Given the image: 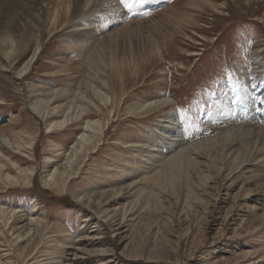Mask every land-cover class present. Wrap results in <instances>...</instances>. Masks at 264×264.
<instances>
[{
  "label": "rangeland",
  "instance_id": "obj_1",
  "mask_svg": "<svg viewBox=\"0 0 264 264\" xmlns=\"http://www.w3.org/2000/svg\"><path fill=\"white\" fill-rule=\"evenodd\" d=\"M173 1L147 0L130 13L121 7L122 20L98 26L106 39H114L125 21L133 26L140 22L132 41L138 44L150 38L161 45L158 51L146 53H140L136 45V68L126 66L123 93L119 92L117 76H111L117 102L120 98L117 121L112 122L114 109L110 106L100 114L92 113V118L102 122L107 119L109 128L99 150L86 157L79 174L62 191L42 184L50 169L43 163V156L67 153L79 135L80 125L48 133L46 121L26 107L29 94L25 86H43L65 78H72L68 82L71 85L84 71V63L77 61L78 49L68 42L63 44L62 35L52 37L44 24L40 37L34 30L28 52L9 62L12 69L3 70L0 64V128L9 130L15 123L16 129L26 125L36 137L30 158L19 153L12 159L19 168L34 170L33 184H0V205L15 209L16 216L24 219L34 202L46 217L48 233L39 253V259L45 260L32 258L26 264H69L75 262L74 248L80 249L82 257L77 264H264V156L254 161L258 152L251 153V148L246 164L227 175L224 166L220 172L206 168V145L194 143L220 139L224 134L231 136L227 139L230 142L239 133L237 128H254L264 120V0L199 1L191 6L189 17V0H178L172 8L186 14L185 24L180 27L163 19V12ZM99 9L96 14L103 12ZM89 14H82L81 21L87 22ZM62 27L60 34H71L79 28L71 23ZM36 41L44 47L39 59L27 77L15 78L16 69ZM3 50L1 62L6 60ZM114 50L117 59L126 52L121 46ZM47 65H59L58 70L66 65L73 69L69 68L70 77H56L48 73ZM243 89H247L248 96H259L258 101L245 104L240 94ZM162 96L173 101L147 113L133 111L138 103ZM234 100L236 103H232ZM240 106L243 115L237 113ZM166 117H177L179 129L165 128L169 125ZM173 131L181 138L178 143L184 141L181 147L170 140ZM220 146L210 153H217ZM172 150L196 158L198 166L186 170V165L177 169L167 165ZM6 168L11 173L16 170L13 165ZM158 171L167 174L159 176ZM111 190H119L115 222L122 217L124 223L117 234L100 212L105 206L93 202L88 207L77 199L95 193L93 199L105 201L112 195ZM101 191L110 193L102 197ZM122 210H127L124 217ZM21 225L16 222L17 228ZM6 228V234H0L1 262L12 256L15 237ZM106 249L112 251L103 252ZM45 253L61 258L57 263Z\"/></svg>",
  "mask_w": 264,
  "mask_h": 264
},
{
  "label": "bare ground",
  "instance_id": "obj_2",
  "mask_svg": "<svg viewBox=\"0 0 264 264\" xmlns=\"http://www.w3.org/2000/svg\"><path fill=\"white\" fill-rule=\"evenodd\" d=\"M177 1L178 0H174L171 3V7L166 8V12H163V14H165L163 19L168 22L172 21L173 24H175L174 27L183 26L186 21L185 13L175 12L172 8ZM199 1H202L203 4L206 3V0H189L190 6L186 9L188 17L190 16L191 6L200 3ZM43 2H46L45 6ZM117 3L115 0H0V51L4 48L2 53L7 60H5V62L0 61L3 70L12 69L8 66L9 62L28 52L30 44L34 41V30L37 29L40 37L41 33L44 32L42 29L44 24H47L48 32L51 33L52 37L56 35L62 38V35L64 36V38H62L63 44H67L68 42L70 46L73 44L77 47L78 53L76 52V56L79 57L77 58V61H82L84 63V71H82L81 74L82 76L80 75L81 77L78 78V80H75L71 85H69L68 82L72 78H69L70 80L65 78L66 80L63 82L52 81L50 83H45L43 86L32 83L25 86L28 91L27 93L29 94L26 95V107L35 117H39L46 121L47 126L45 129L48 133L53 132L54 130L63 129L68 125H80L78 127L79 135L71 144L67 153L63 152L62 155L43 156V163L47 167L50 166V169L49 174L43 178L42 184L50 190H55L57 192L62 191L64 187L70 183L71 179L79 174L78 172L81 170L86 157L99 150L98 147L109 126H107V119L105 122H102L101 120L92 118V113L100 114L110 106L114 109L111 116L113 119L112 122L115 120L117 121V103L120 102V98L117 102V95L114 92L115 88L113 85V82L115 81L112 80L111 76H117V82L119 81L120 83L119 92L123 93L125 86L124 70L126 69V66L131 65L136 68L134 50L136 45L137 48H141L137 49L140 53H146L150 50L158 51L160 49L161 44L156 41L151 42L150 38L148 41H138V44H136L137 42L135 43L132 41L131 36L140 22H136L137 25L133 26L129 21H125L124 27L120 29L114 39L105 38V35L98 29V26L104 25L108 22L113 23L122 20L124 17V12L120 9L122 6ZM99 6V10H102L103 12H99L101 14H96L95 10L97 7L99 8ZM88 13L90 14L89 18H87V22L81 21L80 18L82 14L86 15ZM69 23L73 24V27L77 25L79 28L75 31L73 30L74 32H70L71 34H60L59 28L64 25L66 26ZM88 24L93 25L89 26ZM143 45L146 46L142 48ZM118 46H121L123 51H128V53L122 52V54L120 52L119 54H121V56L119 59L115 57L117 53L114 50V48ZM43 48L44 47H41V44L36 41L32 52H30L27 58L22 62V65L16 69V72L14 73L15 78L21 79L27 77L29 72L33 69L34 64L39 59L38 56ZM137 53L138 52L136 51V54ZM49 66L47 65V68H49L48 73L53 76L57 75L56 77H70L69 71L70 69H73L68 65L64 67L65 69L61 70L57 69L59 65ZM63 77L60 79H63ZM258 86L255 90H257ZM252 89L253 88L251 87V92H253ZM246 91L247 89L240 91V94L244 97L245 104L254 103L253 99L258 101L259 96L257 97L255 93L248 96V92L245 94ZM172 101L173 100L167 96H162L154 100L147 99L138 103L133 108V111L138 114L147 113L154 107H167ZM110 110H108L109 114ZM244 112L245 111L240 106L237 113L243 115ZM170 114L173 113L170 112ZM176 118L166 117L165 122L167 124L169 123V125L165 128H169L170 130L176 127L179 129V121L177 122ZM16 124L17 123L12 125V128L9 130L0 128V184L3 185L8 183L11 186H17L20 184L27 187L30 186L31 183L33 184V179L35 178H33L34 172L32 171L34 170H24L19 168V165L16 166V163L13 162L12 159H14V155H18L19 153L25 154V157L30 158L36 137L28 132V126L26 127L25 124V126H21L19 129L18 127L16 129ZM237 131H239V133L236 134L235 137L232 136L230 142H227V139L231 136L227 134L221 135L220 139L194 142L195 144L199 143L206 145L203 152L204 155L207 156L205 163L206 168H212L216 172H220L224 166V169L228 170L227 175H230L236 169L246 164L247 161H245V159L248 157V153H250L248 151H250L251 148H253V151L251 149V153H254L255 151L258 152L254 161L258 160V156H264V120L257 124V126H254V128L249 127L245 128V130L243 128L238 130L237 128ZM160 134L164 136V134ZM174 134L172 135L173 138H170V140L175 141L177 144L181 138L179 139L176 137L178 135ZM218 140H222V142H218ZM183 144L184 141L179 142L177 146L181 147ZM219 145L223 147L221 148L220 146V148H217V153H210L211 150ZM178 153L180 152H173L171 156L167 158V165L174 169L186 165V170L198 166L199 162L196 161V158L186 157L181 155V153ZM199 156L200 154H198V157ZM227 161L229 162L226 163ZM12 165L16 167L17 173L16 170L11 173V171L6 168H10ZM199 172L202 174V171ZM159 173L160 172L158 171L159 176H165L167 174L166 171L162 172V175ZM170 180L171 179H169V181ZM111 191L112 195L105 199V201L95 200V198L93 199L92 197L97 195L95 193L90 196L79 195L80 197H77V199L78 201L85 203L84 205L88 207H90L93 202L97 203L96 206H105L104 210L100 212H102L103 217L105 219L107 218V221L110 222V226L114 227L113 231L117 234L119 233L118 230L123 227L124 223L122 222V217L119 220L117 219L118 222H115V217L118 215L117 212L119 211V207L116 205L118 203V200L116 199L119 196L116 194L119 190ZM107 193L110 192L101 191L100 195L104 197ZM35 207L36 205L32 202L30 211L25 214L26 218L22 219V215H19V217L16 216L15 209H9L0 205V234H6L4 228L7 227L6 229L8 232L12 230L10 236H15L13 239V245L10 249L12 251V256L5 259L3 262L0 260V264H26V261L31 260L32 258L33 260H38L40 258L39 253L41 252V247H43V245H41L42 240L47 235L48 231L45 220L46 217L39 213L38 208L36 209ZM126 213L127 210H122L123 217ZM16 222H19L20 225H22L17 228ZM126 237L127 235L123 236L122 239L125 240ZM8 246H10V244ZM74 250L75 257L72 260L75 262L72 261L69 264H77L76 262L82 258L80 256V249L74 248ZM107 251H112V249H106L103 252ZM50 254L52 255V253ZM50 254L45 253L44 255ZM245 254L242 256L244 257ZM52 258L53 261L55 260L58 263L61 255H58L56 259H54V256L52 255L51 259ZM39 260H45V258ZM108 262L110 261L108 260L107 263Z\"/></svg>",
  "mask_w": 264,
  "mask_h": 264
},
{
  "label": "snow or ice",
  "instance_id": "obj_3",
  "mask_svg": "<svg viewBox=\"0 0 264 264\" xmlns=\"http://www.w3.org/2000/svg\"><path fill=\"white\" fill-rule=\"evenodd\" d=\"M118 3L126 10V13H130L140 5L146 4L147 0H118ZM241 99H244V97H241ZM232 103H236V101L234 100Z\"/></svg>",
  "mask_w": 264,
  "mask_h": 264
}]
</instances>
